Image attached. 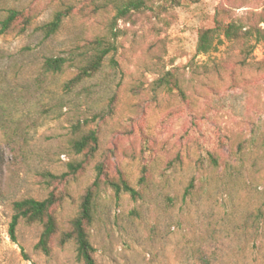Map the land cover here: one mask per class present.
<instances>
[{
    "label": "rangeland",
    "instance_id": "374dc122",
    "mask_svg": "<svg viewBox=\"0 0 264 264\" xmlns=\"http://www.w3.org/2000/svg\"><path fill=\"white\" fill-rule=\"evenodd\" d=\"M88 1L0 0V19L9 8L34 14L25 31L0 34V107L13 118L0 126V264H81L73 241L59 246L56 235L46 255L34 248L40 224L20 221L13 238L8 226L13 200L45 198L43 173L82 158L69 140L85 118L98 148L57 186L59 230L69 228L98 162L139 192L133 199L101 187L89 227L97 264H264V43L224 40L195 54L197 30L215 15L256 24L264 0H158L113 23L116 49L65 92L75 69L43 73L41 65L106 33L113 11L94 13ZM66 8L58 31L44 37L37 27ZM165 71L182 95L156 87Z\"/></svg>",
    "mask_w": 264,
    "mask_h": 264
},
{
    "label": "trees",
    "instance_id": "16d2710c",
    "mask_svg": "<svg viewBox=\"0 0 264 264\" xmlns=\"http://www.w3.org/2000/svg\"><path fill=\"white\" fill-rule=\"evenodd\" d=\"M158 0H89L92 12H101L111 9L113 14L106 24V33L95 35L88 40L82 49H76L67 56L47 57L44 59L41 70L43 73H58L65 66L75 69L74 74L64 82L63 89L70 92L76 85L84 79L93 77L103 66L105 57L116 49V32L113 30V23L118 20L128 21L134 13H142L145 10H153L157 6ZM70 14V9L57 10L51 19L37 27L44 37H49L56 33L61 27L64 19ZM34 17L33 13L25 10L9 8L0 19V34L6 33L16 27L19 33L25 31ZM264 19H260L256 24L244 23L240 19L224 21L217 15L213 20V25L202 27L197 30L195 44V54L208 55L216 49L217 45L224 40H241L247 43L253 40L254 43H264ZM254 45L249 46L251 50ZM156 87H173L181 95L183 91L178 79L169 71L163 72L155 79ZM110 106V105H109ZM0 126L5 127L8 120H13L11 113L2 106ZM89 121V120H88ZM87 119H79L71 125L73 137L69 140L70 149L78 155H82L79 160H73L66 164L67 170L58 175L50 172L43 173V177L48 178L47 185L50 187L47 196L43 199L25 197L11 202L12 215L9 222L8 231L14 237L16 226L20 221L27 224L38 223L41 231L34 248L43 254H49L52 239L57 235V244L64 245L73 241L75 245L76 259L81 264H97L94 258L95 248L90 240L89 227L94 221L95 199L101 187H109L116 196L125 193L136 199L139 192L126 179L119 175L116 179H111L106 173L103 162L95 165L94 180L84 189L78 206L77 214L70 220L67 230H59L54 215V206L59 204L64 194L57 190L59 184H66L69 178H75L77 173L84 168L87 161L94 156L98 148V134L95 129H84ZM16 134V133H13ZM10 138L9 143H11ZM213 165L217 164V159L208 153ZM140 181H145L141 176ZM190 182L186 192L192 188Z\"/></svg>",
    "mask_w": 264,
    "mask_h": 264
}]
</instances>
